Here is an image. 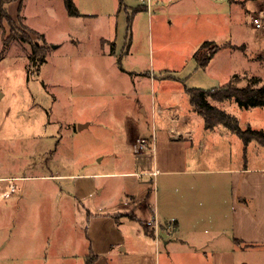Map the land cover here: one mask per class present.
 I'll return each instance as SVG.
<instances>
[{"label": "crops", "instance_id": "crops-1", "mask_svg": "<svg viewBox=\"0 0 264 264\" xmlns=\"http://www.w3.org/2000/svg\"><path fill=\"white\" fill-rule=\"evenodd\" d=\"M73 1L79 14H71L63 0L72 19L84 15L108 18L109 30L100 36L105 50L99 53H110L112 58L123 53L117 64L119 72L128 75L131 93L139 95L133 99L132 118L136 127V137L130 141L133 169L119 172L132 178L129 177L125 189L98 209L87 204L88 200L75 199L80 226L86 229V234L80 240L57 239L52 234L49 247L44 250L39 243L43 228L52 230L56 222L57 227L72 229L66 221L70 222L74 213L69 182L73 175L62 169L71 160L62 155L59 144L48 150L50 155L42 162L20 166V160L11 156L5 134L7 124L1 120L0 264H22L25 260L40 264L43 259L50 264H90V257L94 264H264V145L255 139L246 143L222 123L210 126L190 98L186 97L185 103H172L158 97L155 89L151 103L145 102L143 79L152 81L151 71L129 66L130 46L124 45L122 52L118 48L119 16L122 4H126L124 0L113 3V10L105 13L81 12ZM229 1L231 10L232 4H236L246 13L249 26L242 28L243 39L226 40V44L206 39L194 57L197 59L206 41L211 46L223 45L203 66L211 70L221 51L241 50L248 67L231 71L219 86L237 75L239 87L261 86L264 84V0ZM14 5L15 1L9 2L8 11ZM252 15L262 20L261 27L256 26ZM218 75L223 76L212 74L216 79ZM255 77L260 81L252 82ZM208 100L236 116L243 128L264 131V105L246 108L235 99L218 100L209 96ZM57 122L62 121L45 119L38 123L41 125L36 144L43 142L42 129L45 131L48 125ZM89 123L81 122L80 127ZM143 139L152 141L153 149L140 150L138 144ZM33 151L38 155L39 147ZM55 158L59 160L58 168ZM23 167H28L29 172H21ZM86 180L91 185L90 177ZM80 202L89 211L80 209ZM153 218L156 225H148ZM31 229L38 232L29 236Z\"/></svg>", "mask_w": 264, "mask_h": 264}, {"label": "rangeland", "instance_id": "rangeland-1", "mask_svg": "<svg viewBox=\"0 0 264 264\" xmlns=\"http://www.w3.org/2000/svg\"><path fill=\"white\" fill-rule=\"evenodd\" d=\"M13 1L15 5L9 8V13L14 14L11 16L15 27L23 31L27 26L39 34L45 33L50 48L46 62L39 68L32 63L31 54L33 42L44 44L41 36L26 29L32 43L15 36L6 44L12 26L7 19L0 23V121L5 120L7 124V146L11 156L19 159L22 166L26 162H42L49 157L48 150L60 144L62 155L71 160L62 169L73 175L69 182L74 213L70 222L66 221L71 223L72 229L57 227L56 222L52 230L43 228L39 243L46 250L52 234L57 239L78 240L86 234V229L80 226L75 199L88 200L87 204L98 209L125 189L130 176L119 172L133 169L130 154V141L136 137L133 99L139 95L131 93L128 75L119 72L117 64L123 53L114 58L110 53H99L105 50L100 36L109 30L108 18L84 15L72 19L63 0ZM75 1L81 12L105 13L112 11V4H118L119 0ZM124 3L127 5L122 4L119 16L118 48L122 52L124 45L125 48L130 46L129 66L151 71L152 81L143 79L145 102L151 103L156 89L160 98L185 103L186 97L190 98L188 89L214 88L222 84L231 71L248 67L241 50L221 51L211 70L199 67L194 57V52L206 39L220 44L243 39L242 28L246 29L249 24L239 5L232 4L231 10L229 0H214V3L211 0H124ZM211 47V43L203 46L196 58L203 57ZM214 72L223 76L218 75L216 79L212 76ZM239 77H234L236 83ZM45 119L62 122L48 125L45 131L42 129L43 142L36 144L41 125L38 123ZM86 121L89 125L81 128V122ZM36 146L38 155L33 154ZM14 149L19 152L16 154ZM21 172H29V168L23 167ZM84 202H80V209L89 211ZM35 232L38 230H29V236ZM22 264L32 263L25 260ZM40 264L50 262L43 259Z\"/></svg>", "mask_w": 264, "mask_h": 264}, {"label": "trees", "instance_id": "trees-1", "mask_svg": "<svg viewBox=\"0 0 264 264\" xmlns=\"http://www.w3.org/2000/svg\"><path fill=\"white\" fill-rule=\"evenodd\" d=\"M11 1L13 0H0V23L3 21V19H7L12 26V32L10 36L5 39V43L7 44L10 41V38L15 36L21 37L23 40L30 41L32 43L33 40L30 37L28 31L37 34H39V32L27 26H25V28L28 31L26 29L21 31L18 27H15V19L10 15L7 7V4ZM65 2L71 14H79V11L76 8L73 0H65ZM39 35L44 40V44L38 45L35 42L32 43L31 60L33 64L38 65L39 68H41V66L46 62L50 46L47 44L45 36L43 34ZM210 43V41H206L203 43V46L206 47V45ZM222 46L223 45L215 44L209 49L210 51L208 53L203 55V57L197 58L198 66H206L215 56V54L222 48ZM258 81H260V79L257 77L253 78L252 80L254 83ZM188 93L192 105L200 114L205 117L210 126L222 123L241 136L246 143L255 139L264 145L263 130L254 129L252 127L243 128L236 116L213 105L208 100V97L210 96L218 100L235 99L240 106L246 108L253 106H263L264 84L261 86L248 85L247 87H239L234 79L228 81L222 86H217L210 89L193 87L188 89ZM89 262L90 264H94L92 257L89 258Z\"/></svg>", "mask_w": 264, "mask_h": 264}, {"label": "built area", "instance_id": "built-area-1", "mask_svg": "<svg viewBox=\"0 0 264 264\" xmlns=\"http://www.w3.org/2000/svg\"><path fill=\"white\" fill-rule=\"evenodd\" d=\"M252 20L254 21L257 27H261L263 25L262 20L259 17H256L255 15H252ZM138 148L140 150L153 149L152 141H149V139H143L139 142ZM156 223L157 220L153 218L148 222V225H156Z\"/></svg>", "mask_w": 264, "mask_h": 264}]
</instances>
